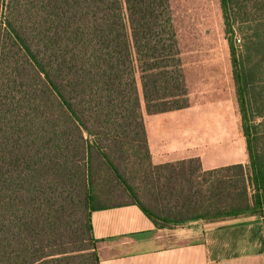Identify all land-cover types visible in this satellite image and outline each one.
Returning <instances> with one entry per match:
<instances>
[{
  "label": "trees",
  "instance_id": "16d2710c",
  "mask_svg": "<svg viewBox=\"0 0 264 264\" xmlns=\"http://www.w3.org/2000/svg\"><path fill=\"white\" fill-rule=\"evenodd\" d=\"M220 5L249 162L203 172L154 166L146 137L143 105L190 106L170 0H0V264H100L92 213L115 205L158 226L264 214V0Z\"/></svg>",
  "mask_w": 264,
  "mask_h": 264
},
{
  "label": "crops",
  "instance_id": "0c3cea01",
  "mask_svg": "<svg viewBox=\"0 0 264 264\" xmlns=\"http://www.w3.org/2000/svg\"><path fill=\"white\" fill-rule=\"evenodd\" d=\"M187 89L184 110L148 115L143 105L152 164L199 159L203 172L247 165L236 88ZM92 225L100 264H264V214L158 226L128 204L94 211Z\"/></svg>",
  "mask_w": 264,
  "mask_h": 264
},
{
  "label": "rangeland",
  "instance_id": "374dc122",
  "mask_svg": "<svg viewBox=\"0 0 264 264\" xmlns=\"http://www.w3.org/2000/svg\"><path fill=\"white\" fill-rule=\"evenodd\" d=\"M170 5L188 88H234L235 91L220 0H170ZM237 37L240 49L244 33L238 32ZM238 119L242 132L239 112ZM124 172L140 200L146 201L143 169L128 163ZM130 200L128 193L117 191L103 203L118 204Z\"/></svg>",
  "mask_w": 264,
  "mask_h": 264
}]
</instances>
